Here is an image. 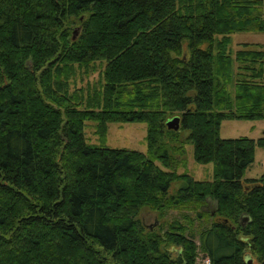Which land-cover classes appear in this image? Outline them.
I'll list each match as a JSON object with an SVG mask.
<instances>
[{"label":"trees","instance_id":"16d2710c","mask_svg":"<svg viewBox=\"0 0 264 264\" xmlns=\"http://www.w3.org/2000/svg\"><path fill=\"white\" fill-rule=\"evenodd\" d=\"M248 32L264 0H0V264H264V173L243 180L264 138L219 136L264 120V44L230 48ZM137 122L146 154L101 144ZM184 142L212 181L178 173Z\"/></svg>","mask_w":264,"mask_h":264},{"label":"rangeland","instance_id":"374dc122","mask_svg":"<svg viewBox=\"0 0 264 264\" xmlns=\"http://www.w3.org/2000/svg\"><path fill=\"white\" fill-rule=\"evenodd\" d=\"M76 31V30H74ZM73 31V33H74ZM77 33V32H76ZM76 33L74 37L76 36ZM186 43V42H185ZM184 43V47H185ZM248 44H264V33H236L231 38L230 48L232 51L237 50L240 45ZM206 46H201L204 49ZM101 67L96 64L90 68L89 72H78L73 80H70V87L89 88L94 86V83L100 81ZM178 118V117H177ZM179 121V118H178ZM95 123L86 122L84 126V138L87 144L99 145L100 141L95 134ZM146 125L144 123H109L106 138L101 143L110 149H126L139 151L146 154ZM183 136L186 137L188 132L183 131ZM219 136L222 139H235L239 137H247L257 140L264 138V120L261 121H244V120H227L220 125ZM184 137V138H185ZM186 165L178 169V173H188L196 181H212L213 180V164L208 163L200 165L193 160V145L184 142ZM155 165L165 170L159 161H155ZM264 173V148L256 147L254 153V161L248 166L243 174V180L258 179ZM183 186V182L173 183L170 187V193ZM209 208L212 209L214 205L209 203ZM176 212L165 214L164 218H160L155 212L144 208L139 215L140 221L145 226L158 225L169 222L172 218L178 217ZM245 262L247 264H256L255 258L249 254L245 255ZM198 263L202 264V257L198 258Z\"/></svg>","mask_w":264,"mask_h":264},{"label":"water","instance_id":"95a60500","mask_svg":"<svg viewBox=\"0 0 264 264\" xmlns=\"http://www.w3.org/2000/svg\"><path fill=\"white\" fill-rule=\"evenodd\" d=\"M76 31H77V30H76ZM76 31H74V33H73L74 35H75ZM74 35H73V38H74ZM166 126H167L169 129L177 130V129L179 128V121H178V118H177V117H174V118L168 120V121L166 122ZM241 220H243V221L246 222V221L248 220V217H247V216H243V217L241 218Z\"/></svg>","mask_w":264,"mask_h":264},{"label":"built area","instance_id":"2783aa9c","mask_svg":"<svg viewBox=\"0 0 264 264\" xmlns=\"http://www.w3.org/2000/svg\"><path fill=\"white\" fill-rule=\"evenodd\" d=\"M204 263H205V264H208V260H205Z\"/></svg>","mask_w":264,"mask_h":264},{"label":"bare ground","instance_id":"6f19581e","mask_svg":"<svg viewBox=\"0 0 264 264\" xmlns=\"http://www.w3.org/2000/svg\"><path fill=\"white\" fill-rule=\"evenodd\" d=\"M177 130H178V129H177ZM177 130H176V131H177Z\"/></svg>","mask_w":264,"mask_h":264}]
</instances>
